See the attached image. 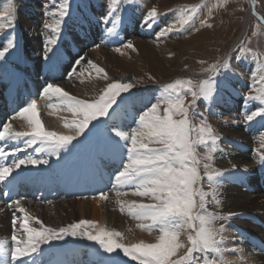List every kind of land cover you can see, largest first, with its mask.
I'll list each match as a JSON object with an SVG mask.
<instances>
[{"label": "rangeland", "instance_id": "obj_1", "mask_svg": "<svg viewBox=\"0 0 264 264\" xmlns=\"http://www.w3.org/2000/svg\"><path fill=\"white\" fill-rule=\"evenodd\" d=\"M253 1L254 13L250 12L247 16L245 26L242 29V20L247 9H249V0H144L143 3L139 2V0H116L115 5H112V0H69V15L64 18L60 25L59 35H61V39L56 41L54 53L50 55L47 62L43 63V66L45 65L43 68L52 72L59 66L61 57L57 50H59L58 46L61 42L63 44L61 48H64L60 50V53L65 51L66 57L68 52L76 59L83 57L82 62H87V60L91 59L97 60L99 67L104 69V73L98 74L95 71L94 76L88 83L84 85L71 83L69 87L81 92L87 99H92L95 96L98 98L108 83L116 80L133 83L135 87L131 90V94H122L124 100L120 101L118 99L119 103H124L128 99L133 98L136 93H143V89L152 88V93L147 96L145 104L139 111V114H142L152 103L158 101L161 96L162 85L172 83L176 79L191 80L192 87L196 90L201 82L208 80L212 76L210 71L212 65H220L227 62L229 67L227 69L220 68L219 74L214 77L216 90L213 93V99L206 101L203 97H199L197 104L189 109L192 126L198 129L202 124L208 125L213 129L216 137L215 145L209 142L206 145L197 146V159L200 161L201 176L206 182L205 184L210 185L212 182L208 181L205 175L207 171H220L224 172V174L239 173L240 179H244L249 185L253 184L251 186L259 187L258 189L264 193V167L261 166L258 158L264 155V143H262V139H264V119L256 117L251 122L246 120V115L251 114L252 111L257 110L261 105L259 101H248L246 103L245 98L264 92V0ZM62 2L63 0H38L31 5L28 0H0V12L16 7L19 13L28 20L36 18L35 20L41 25H55L60 20L57 9ZM97 4L101 7L104 5L107 12L111 10V7H115L114 19L117 16H130L137 26L144 25V34L147 33L149 36H143V34L132 29V31L123 33L121 40L124 45L121 47L109 46L100 42H87L84 37L86 33L84 32L81 35V30L83 29V23H81L80 27L76 25L80 31L75 38L78 41H83V43L84 41L86 42L80 44L83 47L77 48L76 42L71 39L72 37H69L67 25L72 21L77 24L76 16L78 13L85 15L87 11H93ZM153 8L157 10L159 15L153 26L149 28L146 17ZM36 12L41 15H36ZM42 16L43 20H41ZM188 16H191L192 19L181 29L179 20ZM173 25L175 26L173 32L166 36H158L162 28ZM43 28L45 30L43 29L41 33L35 32V37L45 42L51 39L49 35L55 32L51 28ZM154 28L156 29L155 35L150 37L149 33ZM239 34L240 37L236 45L231 47L234 39ZM129 42L133 45L132 48L127 47ZM44 46L45 44L41 47L43 51ZM43 51L42 59L43 56L45 57ZM106 55H114L117 64L105 59ZM63 58L65 59V56ZM9 62H11L10 57L4 60L3 65L7 66ZM18 65L14 64L12 66L13 69L16 68V71H18ZM206 69L209 71H206ZM105 73L107 74V79L104 78ZM125 73L128 75H125ZM4 83L0 82V95H3V98L8 100L5 89L12 85ZM38 87L34 89L42 93L43 89ZM136 87L143 89L135 92ZM182 91L185 93V105H188L192 96L186 90L182 89ZM21 104L24 107L26 106L24 102H21ZM164 106L163 104L161 105V112ZM15 114H17L16 110L9 117ZM137 118L135 121L138 120ZM101 119L103 121L106 120V118ZM101 125L93 129V131L100 130ZM1 128L2 126H0ZM193 136H196L195 132ZM6 142L2 141L0 143L3 148H6ZM19 147H23V144ZM213 147L215 150L211 151V160H209L208 154ZM7 150L9 151V149ZM244 155L248 158H244L245 167H249L250 170L240 172L236 162L238 160L240 162V158L244 157ZM21 157H24V152ZM204 164H208L209 169L206 170ZM233 165L236 167L233 168ZM64 197L61 196L60 199L54 202L60 205L70 199ZM37 202L39 201L31 199L30 202L26 203V213L28 215L32 217L38 215L39 206ZM41 202L43 203L44 201L41 200ZM59 205L57 204V206ZM52 206L47 205L45 207L50 209ZM197 208H199V197H197ZM2 209L4 208L1 206L0 214ZM16 209V205L10 207L12 211L9 212V217L13 218V215L18 217L16 227L19 229V223L23 218ZM108 213L111 214L110 211ZM49 217H53L57 221L72 218L71 213H63L59 210L51 211ZM87 220H90V217ZM6 223L8 227L13 228L10 220ZM29 223L31 226L36 225L33 221ZM121 225L116 228V231L120 232L122 236L116 239L125 245L141 241L145 243L158 241L159 230H147L144 237H138L134 229ZM190 233L194 234V229L187 231L186 234L180 233V242L185 247L178 249L176 256L172 257V259H179L184 255L187 247L190 246L187 240V236ZM9 239L7 238L8 241ZM87 257V249H83L78 264H87L89 261ZM119 257L129 264H137L136 261H132L130 258L122 255ZM204 257L205 253L194 255L197 264H206ZM103 259L101 258L95 264H99V261L101 264Z\"/></svg>", "mask_w": 264, "mask_h": 264}, {"label": "snow or ice", "instance_id": "obj_2", "mask_svg": "<svg viewBox=\"0 0 264 264\" xmlns=\"http://www.w3.org/2000/svg\"><path fill=\"white\" fill-rule=\"evenodd\" d=\"M115 3L116 0H112V5ZM69 8V0H63L57 9L60 20L55 25H45V28H51L59 35L60 25L69 15ZM10 11L8 9L0 12V18L9 17ZM114 14L115 7H111L106 19L113 17ZM158 15L155 8L147 14L146 22L149 28L156 22ZM191 19V16L182 17L179 20L180 28L183 29ZM119 22L118 16L112 19V27H108L107 32L113 33ZM3 27L4 25L0 24V28ZM174 27L173 25L162 28L158 36L168 35L173 32ZM55 43V39L45 42L46 59L54 53V49L49 45ZM127 47H133L131 42ZM14 48L13 40L9 39L7 45L0 50V66L6 59V54ZM81 60L83 57L77 59L76 64H80ZM87 63L95 69L96 73H104V69L94 64L93 61L89 60ZM228 67L227 62L212 65L210 69L212 76L201 82L196 90L193 89L191 80L176 79L172 83L162 85L160 98L142 114H139L136 121L137 127L133 128L130 133L116 128L109 130L110 135L105 146L109 142L114 143L112 137H115L124 142L120 147L127 153V163L123 165V170L115 174L114 187L133 185L135 195L148 197L152 201L144 203L135 200L127 202L119 200L121 211L126 208L128 213L137 220L150 221L147 224L141 223L138 227L147 228L149 231L158 228L160 235L157 242L141 241L125 245L116 239L122 236L120 232L104 228L97 229L96 222L86 219L59 228L46 226L37 218L29 216L25 209L19 206L20 201L15 200L9 207L16 205L18 212L24 215L19 223V229L16 227L18 217L13 215L11 246L6 240H0V264H36L35 257L43 252V245H50L53 241H62L69 236L86 238L95 242L103 253L112 257L122 255L136 261L137 264H197L194 254L218 252L219 241L216 238L217 230L214 222L223 217L206 211V193L200 187L202 176L200 161L197 159V146L206 145L209 142L215 145L216 137L213 129L208 125L202 124L198 129L192 126L189 109L197 104L199 97H203L206 101L213 99V93L216 90L214 77L219 74L220 68L227 69ZM206 71L209 70L206 69ZM75 72L76 69L73 68L69 77ZM81 75H83L82 71ZM104 78L107 79L106 73ZM134 87L133 83L116 80L108 83L97 99L89 101L69 94L57 84L48 83L43 93L58 100V104H49V107L66 108L74 114V118L65 124L66 128L74 130V134L46 130L39 118L37 103L32 100L18 113L19 116L27 119L29 131H12L9 123H3L0 129V141L17 142L21 139L24 141L22 148L16 147L11 152L0 147V183L7 184L9 178L22 166L37 167L49 164L47 158H37L34 155L16 158V153L39 144L35 148L36 153L60 157L62 152L71 150L70 146L75 147L74 141L79 144L78 138L87 136L89 132L103 124L104 121L101 118L113 119L112 113L120 108L118 99L123 101L122 94H131ZM182 89L192 96L188 105H185V93ZM248 101H259L261 106L251 114H247L246 120L251 122L256 117L264 119V92L246 97L245 102ZM162 104L165 106L161 112ZM194 132L196 136H193ZM214 150V147L210 150L209 160H211V151ZM99 154L103 156L105 152L101 150ZM10 156L14 159L10 164H5L4 161ZM260 163L264 166V155L260 157ZM235 167L233 165V168ZM204 168L209 169V165L204 164ZM205 175L208 181L218 182L217 178L223 176L224 172L207 171ZM117 196H121L119 191ZM101 197L107 198L104 193H101ZM197 197H199V208H197ZM216 203L219 204L220 201L216 200ZM30 221L35 222L39 227L31 226ZM187 229H194V234L190 233L187 236L190 246L179 259H172L176 256L178 249L185 247L179 237L181 231ZM109 264H116L115 259L109 261ZM206 264L209 262L206 261Z\"/></svg>", "mask_w": 264, "mask_h": 264}, {"label": "bare ground", "instance_id": "obj_3", "mask_svg": "<svg viewBox=\"0 0 264 264\" xmlns=\"http://www.w3.org/2000/svg\"><path fill=\"white\" fill-rule=\"evenodd\" d=\"M37 1L28 0L31 5ZM143 1L139 0L141 3ZM107 13L104 5L101 7L97 4L93 11H87L85 15L78 13L76 16L77 24L72 21L67 25L69 37H72L71 39L76 42L77 48L80 49L81 46L83 47L80 44L86 42L84 41L83 43V41H78L75 38L76 34L80 31L76 25L80 27L81 23H83L81 35L84 32L86 33L84 37L87 42H100L109 46L121 47L124 45L121 37L127 31L134 29V31L143 34V36L147 35L143 31L144 25L137 26L128 15L124 17L118 16L120 22L115 31L109 34L107 28L112 27L111 19L114 18L106 19ZM249 14V9H247L242 20V29L245 26L246 18ZM36 15L41 14L36 12ZM35 19H26L24 15L19 13L16 7L11 9L9 17L0 18V24L4 25L3 28H0V50L7 45L9 39H12L15 45L14 50H10V53L6 54V58L10 57L11 62L7 66L3 64L0 66V82L2 81L12 85L5 89L8 100L3 98V95H0V125L3 126V123H9L12 131H29L28 121L25 117L18 115L19 111L14 116L9 117L5 108L9 105L18 110L24 107L22 106L23 104L21 105V102L27 105L32 100H35L39 118L46 130L74 134L73 129L65 127V124L74 118V114L66 108L49 107V104H58V100L50 95L46 96L43 91L39 93L34 88L40 86L38 88L44 89L48 83H54L79 99L92 101L97 99L96 96L92 99H87L81 92L69 87V84L78 83L79 85H84L88 83L94 76L95 69L85 61L76 64L77 59L68 52L67 57L65 51H61L60 53V50L64 48H61L63 46L61 42L58 46L59 50H57L61 57L59 66L55 70L53 68L54 71L52 72L44 69L43 67L45 65L43 66V63L47 62L48 58L46 59L44 56L43 59L41 58L43 51L41 47H43L46 41L44 42V40L35 37V32L41 33L45 26L39 24ZM41 20H43V16ZM155 30V28L151 30L152 34L149 33L150 37L155 35ZM240 34L234 39L232 47L236 45ZM49 37L56 41L58 39L60 41L61 39V35H58L56 32L49 35ZM49 46L54 49L56 45L51 44ZM64 56L65 59L63 58ZM104 58L114 63L117 62L114 55H106ZM91 61L98 65L97 60L91 59ZM14 64H19V67H17L18 71H16V68L13 69L12 66ZM73 68L76 69V72L69 77V73L72 72ZM81 71L83 75H81ZM125 75L128 74L125 73ZM28 89L29 91H27ZM141 89L143 88L136 87L134 91L138 92ZM143 91L140 94L136 93L133 98L128 99L124 103H120V108L112 113L113 119L106 118L100 130H92L87 136L78 138L80 143L76 144L74 141L75 147L70 146L71 150L62 152L60 157L48 156L46 153H36L35 148L39 144L32 145L27 150L25 149L22 152L16 153V158H24L21 157L24 152V156L34 155L37 158H47L49 160L48 165H40L37 167L22 166L21 169H17L13 174L16 175L27 171L25 174L26 177H29L33 181L34 186L39 189L40 201L37 202L39 209L38 215L35 218L42 221L46 226L59 228L81 219L87 220L90 217L91 221L96 222L97 229L104 228L109 231H116V228L122 224L126 228L134 229L138 237L145 236L148 229L140 228L138 225L141 223L147 224L150 221L137 220L128 213L126 208L124 211H121V204L118 201L123 200L127 202L135 200L144 203H150L152 201L148 197L135 195V186L133 185L114 187L115 174L123 170V165L127 163V153L126 150H122L120 147L124 142L119 141L115 137H112L114 143L109 142L105 146V142L108 141L110 135V129L116 128L130 133L133 128L137 127L135 119L141 107L145 104L147 96L152 93V88L148 90L143 89ZM23 142V139L17 142L7 141L6 148L11 152L14 148L21 146ZM101 150L105 152L103 156L99 154ZM245 156L240 158V162H238L239 160L236 162V166L240 172L250 170L249 167H245L246 163L244 158L248 159ZM258 158L260 160V157ZM38 175H41L46 184L53 186L54 189L46 185L42 187V180L39 181L37 179ZM239 176V173H226L217 178L218 182L211 181L212 184L210 185L205 184L206 182H204L202 177L200 187L206 193V211L223 217V219L214 222V227L217 230L216 238L219 241L217 246L219 251L205 253L204 258L209 264H264V193L258 189L259 187L251 186L253 184L249 185L247 181L240 179ZM85 181L93 188V192L89 195L84 192H77L79 190L83 191L80 183ZM58 189H60L58 191L59 194L63 193L64 190L66 191L67 194L64 198L72 193L73 196L69 197L70 199H67L60 205L54 201L48 203L41 202L42 195L45 192L47 194L55 193ZM118 191L121 193L119 197L117 196ZM101 193L106 194L107 198H102ZM81 197L82 199H80ZM216 200H219L220 203L217 204ZM19 201V206L23 207L26 211V203L30 202V200ZM47 205L53 206L47 209L45 207ZM0 206H3L1 202ZM9 209L10 207L8 205L2 209V213L0 214V240H6L9 246H11L13 228L6 225L8 220L12 222L11 216L9 217ZM56 210L63 213H71L72 218L59 221L53 219V217L50 218L49 213L51 211L55 212ZM19 214L23 218L24 214L20 212ZM33 227H39V225L36 224ZM153 230H158V228H154ZM189 230L191 229L181 232L186 234ZM7 238H10L9 241ZM42 248L43 252L35 257L39 262L43 261L45 257H50L60 251H66L73 262H75L80 257L83 249H87V258H89L87 264H91V261L92 264L98 263V260L101 258H104L101 264H109V261L113 259H115L116 264H129L119 256H106L107 254H103L95 242L81 237H65L62 241H53L50 245H43Z\"/></svg>", "mask_w": 264, "mask_h": 264}, {"label": "water", "instance_id": "obj_4", "mask_svg": "<svg viewBox=\"0 0 264 264\" xmlns=\"http://www.w3.org/2000/svg\"><path fill=\"white\" fill-rule=\"evenodd\" d=\"M248 8H249V13L250 12L254 13V1L253 0H249V7Z\"/></svg>", "mask_w": 264, "mask_h": 264}]
</instances>
